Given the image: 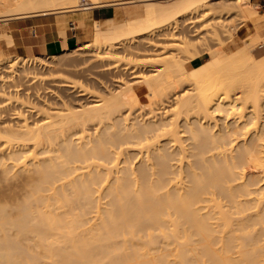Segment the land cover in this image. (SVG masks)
Listing matches in <instances>:
<instances>
[{"label": "bare ground", "instance_id": "bare-ground-1", "mask_svg": "<svg viewBox=\"0 0 264 264\" xmlns=\"http://www.w3.org/2000/svg\"><path fill=\"white\" fill-rule=\"evenodd\" d=\"M106 6L115 17L97 20L86 45L108 49L93 52L95 62L128 65L145 43L155 45L150 31L171 24L175 32L163 34L174 50L162 49L175 53L141 58L156 64L147 73L132 61L131 79L117 89L93 90L91 102L42 108L43 119L33 124L7 125L0 117V264H264V22H256L257 3L0 0V21ZM218 7L263 26L236 50L216 49L213 42L225 38L211 30L217 23L193 27L195 15L207 18ZM192 29L213 39L212 50L207 40L196 41L209 46L202 48L207 56ZM64 32L62 51L42 46L33 58H13L16 77L34 79L21 69L47 67L80 45ZM3 46H16L5 31L1 71L12 59ZM128 47L132 59L120 55ZM71 81L59 84L79 87L80 96L93 93ZM12 118L23 119L20 112Z\"/></svg>", "mask_w": 264, "mask_h": 264}, {"label": "rangeland", "instance_id": "rangeland-1", "mask_svg": "<svg viewBox=\"0 0 264 264\" xmlns=\"http://www.w3.org/2000/svg\"><path fill=\"white\" fill-rule=\"evenodd\" d=\"M254 3H257L259 14L257 17L259 19H256L258 21L263 23L264 20V7L261 5L264 4V0H251ZM261 4V5H260ZM260 8V9H259ZM143 8H140V11H142ZM60 13V14H59ZM116 14V10L113 9L111 6L106 7H97L90 10L80 11V12H52L48 15H42L38 14L36 16L26 17L22 19H10L6 22L0 21V32L5 31L7 33H10L14 36L16 46L13 48H7V46H3L6 51L4 50V54L6 57H12V59L4 66L5 68L0 70V117L6 121L7 125H20L24 122L32 123L35 121H40L43 119V115L39 116V110L42 108H56V109H62L65 107L64 102L66 104H75L77 102H91L94 101V91H98L100 93H107V91H110L111 89H117L118 86L121 84V82H124L125 80L131 79V67L135 66L136 63L138 64L139 71L147 73L153 71V65L156 64H147L150 62H153L152 60L156 58V55H159L160 53L163 54V50L166 51L167 54H173L175 53L173 50L174 48L171 47L174 44L170 41V38L165 37L163 33H166L167 35L170 33H174L175 30L171 31L172 25L168 26L164 30L161 31H150L147 36L151 37L153 40V43L155 45H149L144 44L142 47L145 48L144 52H141V56H136L137 52L133 50L132 48L128 47L130 50H126L124 48H119L120 52L122 51L124 55L121 53L120 55L124 57V59H129L134 56L133 63L135 65H132V61L129 60L132 66L128 67L126 65L128 61L121 60L122 57H120L121 62H117L116 59L114 60H106L104 62H95L92 53L97 51L105 52L108 49L106 46L100 45L96 46V48L86 47V45L91 44L93 40L95 39L96 35V24L97 20H100V23L106 24L110 18H114ZM202 14L195 15L196 22L193 27L195 30L197 27L198 29H201L202 27H206V25L209 23L210 25L212 23L216 24L215 28L211 30L219 29L221 32H224V34L221 33L220 36L226 38H222L224 41L219 43L221 45H217L218 41L213 42L217 47H214L212 42L210 43L212 38H209L210 41L203 38L205 35V32L200 33H192V37L195 38L194 43L196 41L200 42L201 44L208 41V44L210 46V49L212 47L219 49L220 46H230L233 47L232 49L236 50L241 45H244V41H252L255 37L251 36H257V31H260L259 28L263 26L262 24L259 26L258 23L257 28L253 27L252 24L249 22L247 23L244 21V17L240 14H237L234 10L227 11L222 10L220 7L214 9L211 11V14L207 16V18H204L201 16ZM197 16V17H196ZM201 17V18H200ZM206 17V16H205ZM74 18V19H73ZM80 18L82 21H80ZM200 18V19H196ZM204 18V19H203ZM203 19L202 21H200ZM77 20V21H76ZM259 22V23H260ZM204 24V25H203ZM264 24V23H263ZM95 25V26H94ZM234 26V27H233ZM248 26V27H247ZM207 27V29H210ZM231 30H230V29ZM236 28V29H233ZM243 29V30H242ZM249 29L251 32H249ZM257 29V31H256ZM64 32L66 38L69 41H75L76 45H79L74 49L66 58L61 59L60 61L56 62H50V64L46 66L40 67H26L20 68L23 72L25 69L27 71L32 72L31 74L36 75L33 79L31 76L26 77L23 76L21 78L16 77V72H13V67H9L13 64V58L17 56L21 57H28L33 58L34 56L42 54L41 47L45 46L48 51H53L52 48L55 49V51H62V37L63 34L59 31ZM191 30V31H192ZM262 30H264V27H262ZM245 31V32H244ZM170 32V33H169ZM234 32L235 35H234ZM242 32V33H241ZM232 33V34H230ZM241 33V34H240ZM61 34V35H60ZM163 34V35H162ZM231 37H230V35ZM194 35V36H193ZM250 35V38H249ZM61 36V37H60ZM209 36V35H208ZM211 36V34H210ZM236 36V38H235ZM230 37V38H229ZM232 38V39H231ZM240 41H238L239 39ZM245 38V39H244ZM252 38V40H250ZM264 38V36H262ZM221 39V41H222ZM234 39V40H233ZM244 39V40H243ZM207 40V41H206ZM243 40V41H242ZM135 41V40H134ZM220 41V40H219ZM236 41V42H234ZM38 42V43H37ZM40 42V43H39ZM196 42L197 44H200ZM232 42V44H231ZM217 43V44H216ZM239 43V44H238ZM243 43V44H242ZM35 44V45H34ZM167 46L173 48L162 49ZM199 45L202 48H205L202 45ZM241 44V45H240ZM4 45V42L1 44ZM127 45H132L131 41H128ZM162 45L164 47H162ZM235 45H238L236 48ZM61 46V47H60ZM198 46V45H197ZM209 46H206L209 47ZM212 46V47H211ZM34 47V48H33ZM81 47V48H80ZM119 47H122L119 46ZM167 47V48H168ZM199 47V48H200ZM56 48H61V50H57ZM205 48V50H206ZM83 49V50H81ZM132 50V51H131ZM172 50V51H171ZM204 51V54L207 56L208 54V48L207 51ZM212 50V49H211ZM215 50V49H213ZM126 51V54H125ZM128 51H135L136 55L132 53V57H129L127 54ZM164 51V53H165ZM172 53H171V52ZM6 52V53H5ZM40 52V53H39ZM158 53V54H157ZM61 54V53H60ZM64 54V53H63ZM8 55V56H7ZM62 55V54H61ZM119 55V56H120ZM127 55V57H126ZM130 55V56H131ZM140 55V53H138ZM137 58L138 62L134 59ZM138 57L140 59H138ZM144 57V58H143ZM145 59L148 61L141 60ZM148 60H147V59ZM153 58V59H152ZM159 59V58H158ZM116 60V61H115ZM145 62V65L142 64ZM127 62V63H126ZM70 63V64H69ZM141 63V65H139ZM69 64V65H68ZM147 64V65H146ZM159 63H157L158 65ZM24 69V70H23ZM15 70V69H14ZM35 73V74H34ZM26 77V78H25ZM7 81V86L2 87V81ZM66 80L71 81L73 83H84L87 87L90 88L91 91H93L92 94H89L88 96H80L81 90L79 87L77 89H70L68 90L65 87H62L60 82H66ZM5 84V82H4ZM11 98L10 103L6 107H1L2 101ZM141 105H138L137 108H139ZM4 112V113H3ZM16 112H20L23 119H14L12 118ZM41 112V110H40ZM13 114V116H11ZM25 119V121H23ZM10 122V123H9Z\"/></svg>", "mask_w": 264, "mask_h": 264}, {"label": "built area", "instance_id": "built-area-1", "mask_svg": "<svg viewBox=\"0 0 264 264\" xmlns=\"http://www.w3.org/2000/svg\"><path fill=\"white\" fill-rule=\"evenodd\" d=\"M262 7H264V4L262 5Z\"/></svg>", "mask_w": 264, "mask_h": 264}, {"label": "crops", "instance_id": "crops-1", "mask_svg": "<svg viewBox=\"0 0 264 264\" xmlns=\"http://www.w3.org/2000/svg\"><path fill=\"white\" fill-rule=\"evenodd\" d=\"M260 5H261V4H260ZM262 5H263V4H262ZM262 5H261V6H262Z\"/></svg>", "mask_w": 264, "mask_h": 264}]
</instances>
